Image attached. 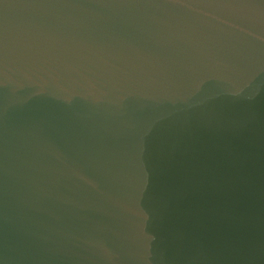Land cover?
<instances>
[{
  "label": "water",
  "instance_id": "95a60500",
  "mask_svg": "<svg viewBox=\"0 0 264 264\" xmlns=\"http://www.w3.org/2000/svg\"><path fill=\"white\" fill-rule=\"evenodd\" d=\"M0 264H264V0H0Z\"/></svg>",
  "mask_w": 264,
  "mask_h": 264
}]
</instances>
